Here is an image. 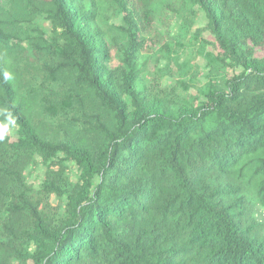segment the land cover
<instances>
[{
    "label": "trees",
    "instance_id": "1",
    "mask_svg": "<svg viewBox=\"0 0 264 264\" xmlns=\"http://www.w3.org/2000/svg\"><path fill=\"white\" fill-rule=\"evenodd\" d=\"M156 1L0 0V264H264V0L167 6L242 69L200 105L140 89Z\"/></svg>",
    "mask_w": 264,
    "mask_h": 264
},
{
    "label": "rangeland",
    "instance_id": "2",
    "mask_svg": "<svg viewBox=\"0 0 264 264\" xmlns=\"http://www.w3.org/2000/svg\"><path fill=\"white\" fill-rule=\"evenodd\" d=\"M136 6V0H128ZM100 5L104 0H96ZM173 0H157L151 13L154 25L147 35L148 52L140 59L142 73L140 89L155 99L166 102L188 101L200 105L205 101V95L214 87H220L224 81L241 74V68H235L230 61H225L224 55L216 45L214 37L207 29V20L203 13H199L192 26L187 28L178 18L167 10ZM104 22L108 25L120 26L123 15L102 6ZM46 33H49V23L40 21ZM254 57L264 59V50L253 47ZM112 67L119 65L115 52L112 53ZM27 57L31 62L37 61L34 53L28 49ZM13 133H16L14 129ZM36 169H29L27 179L36 191L40 190L44 180L46 168L38 159ZM68 174L74 183L81 178V170L75 163H68ZM52 204H59L53 198ZM64 208V206H63ZM62 208V210H63ZM255 215L264 222V207L258 206Z\"/></svg>",
    "mask_w": 264,
    "mask_h": 264
},
{
    "label": "clouds",
    "instance_id": "3",
    "mask_svg": "<svg viewBox=\"0 0 264 264\" xmlns=\"http://www.w3.org/2000/svg\"><path fill=\"white\" fill-rule=\"evenodd\" d=\"M11 77H10V74L8 73V72H5L4 73V79H10ZM12 124H14L15 123V121L13 120L12 122H11ZM0 139H3V135H0Z\"/></svg>",
    "mask_w": 264,
    "mask_h": 264
}]
</instances>
